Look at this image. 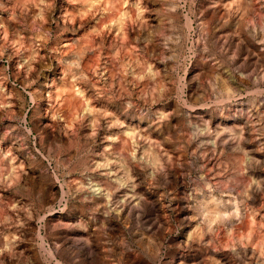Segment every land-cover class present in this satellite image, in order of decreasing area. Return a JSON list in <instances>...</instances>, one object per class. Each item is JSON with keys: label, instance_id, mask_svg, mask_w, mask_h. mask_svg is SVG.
<instances>
[{"label": "rangeland", "instance_id": "rangeland-1", "mask_svg": "<svg viewBox=\"0 0 264 264\" xmlns=\"http://www.w3.org/2000/svg\"><path fill=\"white\" fill-rule=\"evenodd\" d=\"M171 1H0V264H245L248 261L250 264H264V220L255 224L237 222L232 228L220 225V228L228 230L224 231L221 243L215 244L208 238L202 240L197 234L193 236L196 239H193L192 236L189 237V232L196 231V226L190 221L193 214L191 216V212L186 210L189 203L184 199L190 195V191H205L207 182L211 183L210 186L217 185L220 194H226L230 187L239 188L252 182L256 185L255 179L259 178L257 175L264 177V93L257 91L258 84L252 80L243 78L244 83H239L232 77L233 74L241 77L242 68L256 71L255 74L261 76L264 73V63L257 61L254 55L252 58L245 53L234 57L236 41H219L212 38V34L204 36L207 34L202 21L205 0H174V6ZM255 1L258 4L257 13L263 15L264 0ZM62 11L63 21L59 17ZM252 16L256 24L259 17L255 13ZM262 21L264 24V20ZM139 22L142 24L140 27ZM250 25L248 24V29ZM258 28L259 32L264 30V27ZM215 29L213 26L212 33L216 32ZM216 39L218 42H215ZM255 42L260 48H264V39H257ZM195 53L204 56L211 68L207 79H201L203 87L200 84L198 88L193 87L190 81L192 64L197 56ZM158 56L164 57L160 59ZM258 68L263 73H259ZM216 72L227 76L231 83L235 82L238 90L234 98L228 99L222 92ZM210 82L215 83L214 88L209 87ZM39 93L42 95L41 104L37 102ZM173 109H178V113L172 119L168 118L170 125L167 129L156 132L149 127L150 121L161 118V112L170 114ZM229 109L231 112L228 115ZM211 119H214L211 122L213 130L218 126H228L235 131L244 128V141L254 148L259 160L253 167L254 176L247 175L241 164L242 154L235 153L229 147L225 151L213 147L210 139L213 130H206L204 133L202 129ZM174 132L180 136L179 139ZM114 138L118 141H114ZM224 139L227 146L234 142L229 134ZM209 144L211 146L207 147ZM158 148H161V152ZM125 154L128 157L132 155L133 162L142 169V174H131L135 179L131 178L124 167ZM145 156L154 160L155 167L142 159ZM153 167L156 172L159 170L156 179L150 169ZM164 174L175 181L174 186L164 182L161 176ZM111 184L117 189L110 190ZM143 192L151 197L148 199L150 204L129 209V213L117 211L123 197L134 200L137 194ZM94 193L97 194L93 196ZM258 196L259 202L255 209L258 214H262L264 207L260 201L264 200V183ZM93 197L97 201L92 202ZM150 206L155 207L156 211L150 210ZM233 238L235 241H232ZM259 241L263 244L260 245ZM9 258L10 263L7 262Z\"/></svg>", "mask_w": 264, "mask_h": 264}, {"label": "bare ground", "instance_id": "bare-ground-1", "mask_svg": "<svg viewBox=\"0 0 264 264\" xmlns=\"http://www.w3.org/2000/svg\"><path fill=\"white\" fill-rule=\"evenodd\" d=\"M0 1H2V0H0ZM83 1V0H82ZM110 1V0H109ZM116 1V0H115ZM123 1V0H122ZM136 1V0H135ZM192 1V0H191ZM195 1V0H194ZM201 1V0H200ZM77 3H78V1H76ZM131 2V1H130ZM139 2V1H138ZM183 2V1H182ZM197 2V1H196ZM259 2H260V0H259ZM262 2V1H261ZM72 3H74V2H72ZM81 3V2H80ZM105 3H106V1H105ZM128 3V2H127ZM175 1L174 0H172L171 1V5L172 6H174L175 5ZM184 3V2H183ZM101 4V3H100ZM162 4V3H161ZM160 4V5H161ZM164 4V3H163ZM170 4V3H169ZM205 5H204V10L202 11L203 12V14H202V18H203V24H204V26H205V31L207 32V34L205 33V35L204 36H206V35H211L212 34V38H217L219 41L220 40H224L225 42L226 41H236L235 42V45H236V51H235V54H234V57H236L237 55H241V53H245L248 57L249 56H251L252 57V55H254L256 58H257V61H259V62H261V64L262 63H264V48H260L261 46H259L256 42H255V40H257V39H264V30L263 31H261V32H259L260 30H259V28H258V26L259 27H264V24H263V21L262 20H264L263 18V16H264V14L262 15H260L259 14V12L257 13V11H256V9H257V3H256V1L255 0H205V3H204ZM260 4V3H259ZM109 5V4H108ZM136 5V4H135ZM190 5V4H189ZM89 6V5H88ZM172 6H171V8H172ZM180 6V5H179ZM200 6H201V4H200ZM92 7V6H91ZM103 7V6H102ZM154 7V6H153ZM158 7V6H157ZM184 7V6H183ZM190 7V6H189ZM193 7V6H192ZM195 7V6H194ZM260 7V6H259ZM94 8V7H93ZM100 8V7H99ZM104 8H105V6H104ZM116 8V7H115ZM117 8H119V7H117ZM144 8H145V6H144ZM155 8V7H154ZM167 8V7H166ZM170 8V7H169ZM109 9V8H108ZM125 9V8H124ZM127 9V8H126ZM130 9V8H129ZM147 9V8H146ZM145 9V10H146ZM177 9V8H176ZM262 9V8H261ZM94 10V9H93ZM111 10V9H110ZM138 10V9H137ZM162 10H165V8L164 9H162ZM162 10H160V11H162ZM174 10V9H173ZM198 10H200L199 9V7H198ZM90 11V10H89ZM143 11V10H142ZM168 11H170V10H168ZM191 11V10H190ZM83 12H84V10H83ZM91 12H93V11H91ZM99 12V11H98ZM156 12V11H155ZM164 12V11H163ZM173 12V11H172ZM263 11H261V13H262ZM89 13V12H88ZM102 13V12H101ZM120 13V12H119ZM125 13V12H124ZM137 13V12H136ZM147 13V12H146ZM166 13V12H165ZM254 13H255V15H258L257 17H259L258 19H256V20H258L257 21V23L255 24L254 23V21L252 20L253 18V16L252 15H254ZM59 14V13H58ZM127 14H128V11H127ZM187 14V13H186ZM185 14V15H186ZM191 14V13H190ZM63 15H64V12L62 11L61 13H60V18H61V20L63 21ZM83 15V14H82ZM86 15V14H85ZM102 15V14H101ZM100 15V16H101ZM124 15V14H123ZM142 15H144V13L143 14H141V17H142ZM159 15V14H158ZM164 15V14H163ZM193 15H195V13L193 14ZM198 15V14H197ZM196 15V16H197ZM199 15H201V14H199ZM66 16V15H65ZM126 16V15H125ZM128 16V15H127ZM130 16H131V14H130ZM146 16V15H145ZM144 16V17H145ZM252 16V17H251ZM83 17V16H82ZM86 17V16H85ZM97 17V16H96ZM116 17V16H115ZM132 17V16H131ZM139 17V16H138ZM172 17V16H171ZM187 17V19H188V16H186ZM201 17V16H200ZM255 17V16H254ZM69 18V17H68ZM123 18V17H122ZM129 18V17H128ZM196 18V17H195ZM70 19V18H69ZM76 19V18H75ZM74 19V20H75ZM107 19V18H106ZM112 19V18H111ZM131 19V18H130ZM132 19H134V18H132ZM131 19V20H132ZM141 19V18H140ZM151 19V18H150ZM186 19V20H187ZM193 19V18H192ZM98 20V19H97ZM113 20V19H112ZM117 20V19H116ZM142 20V19H141ZM144 20H145V18H144ZM188 20H190V19H188ZM187 20V22H189ZM200 20H201V18H200ZM69 21V20H68ZM115 21V20H114ZM137 21V20H136ZM139 21V20H138ZM137 21V22H138ZM67 22V21H66ZM69 22H71V21H69ZM74 22V21H73ZM75 22H76V20H75ZM111 22V21H110ZM120 22V21H119ZM122 22H123V19H122ZM141 23H143L142 21H140ZM139 22V24H138V26L140 27V25H142L141 23ZM145 22V21H144ZM169 22V21H168ZM85 23V22H84ZM112 24L114 23V22H111ZM118 23V22H117ZM156 23V22H155ZM171 23H172V21H171ZM195 23V22H194ZM198 23V22H197ZM201 23V22H200ZM125 24V23H124ZM131 24V23H130ZM133 24V23H132ZM135 24V23H134ZM149 24V23H148ZM147 24V25H148ZM162 24V23H161ZM248 24H251L250 25V28L248 29L247 27H248ZM94 25V24H93ZM105 25V24H104ZM111 25V24H110ZM102 26V25H101ZM100 26V27H101ZM127 26V25H126ZM129 26V25H128ZM132 26V25H131ZM155 26V25H154ZM213 26L214 27H216V32H213L212 33V29H213ZM99 26H97V28H98ZM103 27H105V26H103ZM122 27V26H121ZM158 27V26H157ZM190 27V26H189ZM203 27V26H202ZM124 28H126L125 26H124ZM134 28V27H133ZM132 28V29H133ZM142 28V27H141ZM144 28V27H143ZM211 28V29H210ZM119 29V28H118ZM123 29V28H122ZM136 29V28H135ZM146 29V28H145ZM190 29H192V28H190ZM200 29V28H199ZM98 30V29H97ZM111 30V29H110ZM114 30V29H113ZM130 30H131V28H130ZM134 30V29H133ZM142 30V29H141ZM153 30V29H152ZM101 31H103V30H101ZM106 31V30H105ZM117 31V30H116ZM139 31V30H138ZM145 31V30H144ZM214 31V30H213ZM110 32V31H109ZM124 32V31H123ZM157 32V31H156ZM199 32H200V30H199ZM122 33V32H121ZM165 33V32H164ZM197 33V32H196ZM99 34V33H98ZM115 34V33H114ZM139 34H141V33H139ZM161 34V33H160ZM195 34V33H194ZM120 35V34H119ZM130 35V34H129ZM146 35V34H145ZM148 35H149V33H148ZM99 36V35H98ZM107 36V35H106ZM111 36V35H110ZM142 36H143V34H142ZM200 36V35H199ZM203 36V35H202ZM114 37V36H113ZM117 37V36H116ZM135 37H136V35H135ZM198 37V36H197ZM115 38V37H114ZM139 38V37H138ZM146 38V37H145ZM206 38V37H205ZM208 38H210V36H208ZM120 39V38H119ZM124 39V38H123ZM131 39H132V37H131ZM135 39V38H134ZM217 39H216V41L215 42H218L217 41ZM109 40H110V38H109ZM117 40V39H116ZM126 40V39H125ZM136 40H137V38H136ZM147 40V39H146ZM98 41V40H97ZM129 41V40H128ZM138 41V40H137ZM194 41V40H193ZM195 41H196V39H195ZM207 41V40H206ZM262 41V40H261ZM123 42V41H122ZM132 42V41H131ZM146 42V41H145ZM225 42H224V44H225ZM258 42V41H257ZM147 43V42H146ZM158 43V42H157ZM195 43H197V42H195ZM194 43V44H195ZM201 43V42H200ZM207 43H209V42H207ZM220 43H222V42H220ZM261 43V42H260ZM264 43V42H263ZM100 44V43H99ZM105 44V43H104ZM203 44V43H202ZM211 44V43H210ZM216 44V43H215ZM234 44V43H233ZM63 45V44H62ZM71 45V44H70ZM94 45H95V42H94ZM122 45V44H121ZM131 45H132V43H131ZM138 45V44H137ZM144 45V44H143ZM159 45V44H158ZM212 45H213V43H212ZM68 46V45H67ZM84 46V45H83ZM90 46V45H89ZM123 46V45H122ZM133 46V45H132ZM131 46V47H132ZM145 46H147V45H145ZM151 46V45H150ZM195 46V45H194ZM201 46V45H200ZM207 46V45H206ZM228 46V45H227ZM86 47V46H85ZM119 47V46H118ZM135 47V46H134ZM220 47H222V46H220ZM219 47V48H220ZM224 47V46H223ZM231 47V46H230ZM233 47H234V45H233ZM150 48V47H149ZM192 48V47H191ZM194 48V47H193ZM227 48H229V47H227ZM95 49V48H94ZM101 49H103V48H101ZM114 49V48H113ZM129 49V48H128ZM137 49H138V46H137ZM136 49V50H137ZM148 49V48H147ZM153 49V48H152ZM161 49H162V47H161ZM160 49V50H161ZM201 49V48H200ZM109 50V49H108ZM111 50V49H110ZM134 50V49H133ZM139 50V49H138ZM145 50V49H144ZM164 50V49H163ZM193 50V49H192ZM222 50V49H221ZM232 50V49H231ZM103 51V50H102ZM121 51H122V49H121ZM195 51V50H194ZM205 51V50H204ZM211 51H212V49H211ZM224 51V50H223ZM108 52V51H107ZM124 52V51H123ZM134 52H135V50H134ZM139 52V51H138ZM150 52V51H149ZM164 52V51H163ZM162 52V53H163ZM202 52V51H201ZM217 52V51H216ZM227 52V51H226ZM102 53V52H101ZM109 54V53H108ZM127 54V53H126ZM132 54H134V53H132ZM131 54V55H132ZM151 54V53H150ZM153 54V53H152ZM161 54V53H160ZM164 54V53H163ZM196 54V53H195ZM199 54V53H198ZM203 54V53H202ZM124 55V54H123ZM128 55V54H127ZM162 55V54H161ZM165 55V54H164ZM197 55V54H196ZM239 55V56H240ZM111 56V55H110ZM129 56V55H128ZM223 56V55H222ZM227 56H228V54H227ZM232 56V55H231ZM84 57H86V56H84ZM117 57V56H116ZM115 57V58H116ZM126 57V56H125ZM135 57H137L136 55H135ZM151 57H153V56H151ZM159 58L160 57H162V56H158ZM164 57V56H163ZM162 57V58H163ZM225 57V56H224ZM246 57V56H245ZM92 58V57H91ZM102 58H103V56H102ZM144 58V57H143ZM194 58V57H193ZM223 58V57H222ZM229 58V57H228ZM238 58V57H237ZM253 58V57H252ZM98 59V58H97ZM117 59V58H116ZM131 59V58H130ZM133 59V58H132ZM135 59V58H134ZM148 59V58H147ZM146 59V60H147ZM158 59V58H157ZM161 59V58H160ZM224 59V58H223ZM248 59V58H247ZM95 60V59H94ZM106 60V59H105ZM178 60V59H177ZM254 60H255V58H254ZM97 61V60H96ZM109 61V60H108ZM110 61H111V59H110ZM113 61V60H112ZM135 61V60H134ZM136 61H137V59H136ZM135 61V62H136ZM214 61V60H213ZM219 61V60H218ZM99 62H100V60H99ZM104 62V61H103ZM106 62V61H105ZM115 62V61H114ZM138 62V61H137ZM141 62V61H140ZM161 62V61H160ZM236 61H234V63H235ZM240 62V61H239ZM246 62V61H245ZM129 64H130V61L128 62ZM128 63H127V65H128ZM144 63V62H143ZM149 63H152V62H149ZM156 63V62H155ZM233 63V64H234ZM98 64V63H97ZM101 64H102V62H101ZM108 64V63H107ZM133 64V63H132ZM167 64V63H166ZM190 64V63H189ZM210 64V63H209ZM231 64V63H230ZM229 64V65H230ZM259 64V63H258ZM95 65V64H94ZM104 65V64H103ZM144 65V64H143ZM146 65V64H145ZM87 66V65H86ZM93 66V65H92ZM99 66V65H98ZM105 66V65H104ZM111 66H113V65H111ZM117 66V65H116ZM219 66V65H218ZM234 66V65H233ZM232 66V67H233ZM94 67V66H93ZM107 67V66H106ZM119 67V66H118ZM136 67V66H135ZM145 67V66H144ZM153 67V66H152ZM155 67V66H154ZM164 67V66H163ZM188 67V66H187ZM192 67H193V69H192V71H191V73H190V76H191V79H190V81H191V84H192V86L193 87H195V86H197V87H195V88H198V86L202 83L201 82V79H202V77H206V79H207V75H209V72H210V70H211V68L209 67V65H208V62L206 61V59L204 58V56H202V55H197L196 56V58H195V60H194V63L192 64ZM235 67V66H234ZM87 68V67H86ZM101 68H103V67H100V69ZM108 68V67H107ZM109 68H110V66H109ZM125 68V67H124ZM127 68V67H126ZM134 68V67H133ZM237 68V67H236ZM235 68V69H236ZM255 68V67H254ZM260 68H263V67H260ZM97 69V68H96ZM220 69V68H219ZM229 69V68H228ZM252 69V68H251ZM259 69V68H258ZM103 71H104V69H102ZM114 71H115V73H116V70L115 69H113ZM127 70H128V68H127ZM152 70V69H151ZM155 70V69H154ZM188 70V69H187ZM230 70V69H229ZM99 71V70H98ZM108 71H109V69H108ZM123 71V70H122ZM145 71H146V69H145ZM213 71V70H212ZM236 71V70H235ZM241 71V77H237V76H235V74H233V78L235 79V81L236 82H239V83H241V81L243 82L244 81V79L243 78H245V79H247V80H252L254 83H257L258 84V92H263L264 93V73L261 71V69H259V73H260V71L263 73V74H261V76L260 75H258V74H255V72L256 71H250L248 68H242V70H240ZM264 71V70H263ZM106 72V71H105ZM112 72V71H111ZM110 72V73H111ZM121 72V71H120ZM132 72V71H131ZM134 72V71H133ZM149 72V71H148ZM153 72V71H152ZM225 73H226V71H224ZM103 73V72H102ZM118 73V72H117ZM143 73H144V71H143ZM146 73V72H145ZM157 73H158V71H157ZM160 73V72H159ZM107 74V73H106ZM141 74V73H140ZM152 74V73H151ZM155 74V73H154ZM185 74V73H184ZM227 74V73H226ZM99 75V74H98ZM102 75V74H101ZM104 75V74H103ZM108 76H109V74H107ZM111 75H113V74H111ZM116 75V74H115ZM118 75H119V73H118ZM127 75V74H126ZM147 75V74H146ZM181 75V74H180ZM232 75V74H231ZM100 76V75H99ZM106 76V75H105ZM117 76V75H116ZM115 76V77H116ZM120 76V75H119ZM141 76H143V75H141ZM150 76V75H149ZM216 79L217 80H219L220 82H221V87L220 88H222L221 90H222V92L223 93H225L226 94V97L228 98V99H231L232 97L234 98L235 96V93H237V90H238V88H237V86H236V84H235V82H234V84L233 83H231L229 80H228V77L227 76H225V75H219V73H217L216 72ZM225 76V77H224ZM230 76V75H229ZM260 76V77H259ZM102 77V76H101ZM112 77V76H111ZM118 77V76H117ZM137 77L138 78H140L139 77V75L137 74ZM136 77V78H137ZM144 77H145V75H144ZM113 78V77H112ZM120 78V77H119ZM106 79V78H105ZM111 79V78H110ZM143 79H145V78H143ZM204 79V78H203ZM118 80H120V79H118ZM131 80V79H130ZM137 80V79H136ZM141 80H142V78H141ZM107 81V80H106ZM105 81V82H106ZM115 81V80H114ZM126 81V80H125ZM132 81H135V80H133L132 79ZM131 81V82H132ZM147 81V80H146ZM183 81H184V79H183ZM205 81V80H204ZM209 81V80H208ZM207 81V82H208ZM118 82V81H117ZM140 82V81H139ZM144 82V81H143ZM217 82V81H216ZM233 82V81H232ZM113 83V82H112ZM121 83H122V81H121ZM174 83V82H173ZM185 83V82H184ZM244 83V82H243ZM111 84V83H110ZM124 84V83H123ZM128 84V83H127ZM186 84V83H185ZM213 84H215V83H211L210 82V84L208 83V85H209V87H213ZM132 85V84H131ZM134 85V84H133ZM143 85H145V84H143ZM183 85V84H182ZM217 85V84H216ZM245 85V84H244ZM251 85V84H250ZM137 86V85H136ZM142 86V85H141ZM162 86V85H161ZM160 86V87H161ZM188 86V85H187ZM190 86V85H189ZM201 86H202V84H201ZM121 87V86H120ZM140 87V86H139ZM164 87V86H163ZM179 87V86H178ZM184 87V86H183ZM200 87V86H199ZM203 87V86H202ZM207 87V86H206ZM255 87V86H254ZM49 88V87H48ZM118 88V87H117ZM142 88V87H141ZM140 88V89H141ZM166 88V87H165ZM164 88V89H165ZM194 88V89H195ZM214 88V87H213ZM145 89V88H144ZM201 89V88H200ZM205 89V88H204ZM246 89H248V88H246ZM125 90V89H124ZM160 90V89H159ZM178 90V89H177ZM176 90V91H177ZM218 90V89H217ZM147 91V90H146ZM145 91V92H146ZM196 91V90H195ZM90 92V91H89ZM103 92V91H102ZM144 92V93H145ZM162 92V91H161ZM166 92V91H165ZM181 92H183V91H181ZM190 92V91H189ZM192 92V91H191ZM197 92V91H196ZM239 92V91H238ZM142 93H143V91H142ZM222 93V94H223ZM34 94H35V92H34ZM162 94V93H161ZM193 94V93H192ZM204 94V93H203ZM211 94V93H210ZM217 94V93H216ZM245 94V93H244ZM254 94V93H253ZM256 94V93H255ZM193 95H195V94H193ZM199 95V94H198ZM208 95V94H207ZM218 95V94H217ZM37 96H39V98H38V100H37V102L39 103V104H41V100H40V98H41V93H39V94H37ZM157 96V95H156ZM192 96V95H191ZM196 96V95H195ZM209 96V95H208ZM207 96V97H208ZM219 96H221V95H219ZM248 96V95H247ZM251 96V95H250ZM253 96V95H252ZM251 96V97H252ZM89 97V96H88ZM164 97V96H163ZM167 97V96H166ZM182 97V96H181ZM188 97V96H187ZM195 98V97H194ZM198 99H199V97H197ZM201 98H202V96H201ZM204 98V97H203ZM217 98V97H216ZM238 98V97H237ZM248 98V97H247ZM63 99V98H62ZM131 99V98H130ZM182 99V98H181ZM187 99V98H186ZM215 99V98H214ZM250 99V98H249ZM252 99V98H251ZM189 100V99H188ZM195 101H196V99H194ZM238 100H240V99H238ZM238 100H236V101H238ZM90 101V100H89ZM187 101V100H186ZM200 101V100H199ZM214 100H212V102H213ZM263 101V100H262ZM82 102V101H81ZM102 102V101H101ZM149 102V101H148ZM178 102H179V100H178ZM193 102V101H192ZM202 102H204V101H202ZM211 102V103H212ZM217 102V101H216ZM228 102V101H227ZM229 102H231V100H229ZM64 103V102H63ZM68 103V102H67ZM186 103V102H185ZM189 103V102H188ZM222 103V102H221ZM232 103V102H231ZM236 103V102H235ZM197 104V103H196ZM205 104V103H204ZM214 104V103H213ZM261 104V103H260ZM136 105V104H135ZM193 105V104H192ZM208 105V104H207ZM228 105V104H227ZM232 105V104H231ZM106 106V105H105ZM132 106V105H131ZM185 107L184 108H186V105H184ZM188 106V105H187ZM190 106V105H189ZM233 106V105H232ZM157 107V106H156ZM177 107V106H176ZM199 107V106H198ZM210 108V107H209ZM230 108V107H229ZM130 109V108H129ZM232 109V108H231ZM103 110V109H102ZM147 110V109H146ZM154 110V109H153ZM192 110V109H191ZM190 110V111H191ZM224 110V109H223ZM101 111V110H100ZM104 111V110H103ZM138 111V110H137ZM183 111V110H182ZM205 111V110H204ZM225 111V110H224ZM235 111H236V109H235ZM241 111V110H240ZM129 112V111H128ZM181 112V111H180ZM184 112V111H183ZM230 109L228 110V115L230 114ZM247 112V111H246ZM249 112V111H248ZM83 113V112H82ZM97 113V112H96ZM109 113V112H108ZM151 113V112H150ZM169 113V112H168ZM178 113V109H173V111H171V113L170 114H167V113H165V112H161V114H160V116H161V118H157L156 120H152V121H150V123L148 124L149 125V127L152 129V130H155L156 132H160V131H162L163 129H167L168 127H169V125H170V121H168V118L169 117H171V119L173 118V117H175L176 116V114ZM223 113V112H222ZM236 113V112H235ZM240 113V112H239ZM98 114H100V113H98ZM103 114H104V112H103ZM137 114V113H136ZM148 114H149V112H148ZM182 114V113H181ZM224 114H226V113H224ZM249 114V113H248ZM175 115V116H174ZM185 115V114H184ZM186 116V115H185ZM189 116V115H188ZM183 117V116H182ZM206 117V116H205ZM244 117V116H243ZM63 118V117H62ZM93 119H95L94 117H92ZM113 118V117H112ZM189 118V117H188ZM248 118V117H247ZM64 119V118H63ZM93 119H92V121H93ZM98 119V118H97ZM97 119H95V120H97ZM106 119H107V117H106ZM116 119V118H115ZM122 119V118H121ZM183 119V118H182ZM215 119V118H214ZM214 119H211V120H209V121H207L206 122V124L203 126V130H204V133H205V131L206 130H211L212 129V126H211V122L212 121H214ZM185 120V119H184ZM194 120V119H193ZM204 120V119H203ZM254 120V119H253ZM182 121V120H181ZM202 121V120H201ZM95 122V121H94ZM94 122H93V124H94ZM108 122V121H107ZM112 122V121H111ZM196 122V121H195ZM98 123V122H97ZM109 123V122H108ZM113 123H114V121H113ZM112 123V124H113ZM115 123H116V121H115ZM145 123V122H144ZM192 123V122H191ZM194 123V122H193ZM213 123V122H212ZM52 124V123H51ZM111 124V125H112ZM235 124V123H234ZM66 125V124H65ZM64 125V126H65ZM121 125V124H120ZM184 125V124H183ZM214 125V124H213ZM220 125V124H219ZM67 126V125H66ZM100 126V125H99ZM107 126V125H106ZM110 126V125H109ZM138 126V125H137ZM136 126V127H137ZM197 126V125H196ZM97 127V126H96ZM96 127H94V128H96ZM101 127V126H100ZM99 127V128H100ZM121 127V126H120ZM129 127V126H128ZM143 127V126H142ZM180 127H181V125H180ZM216 127V126H215ZM51 128V127H50ZM66 128H68L69 129V127H66ZM103 128V127H102ZM196 128V127H195ZM198 129H199V127H197ZM110 129V128H109ZM185 129V128H184ZM194 129V128H193ZM100 130V129H99ZM104 130H106V129H104ZM125 130H127V129H125ZM171 130V129H170ZM213 130V129H212ZM107 131V130H106ZM110 131V130H109ZM129 131V130H128ZM101 132V131H100ZM112 132H114V131H112ZM197 132V131H196ZM209 132V131H208ZM127 133H129L130 134V132H127ZM126 133V134H127ZM135 133H136V131H135ZM172 133V132H171ZM55 134V133H54ZM93 134V133H92ZM96 134V133H95ZM113 134V133H112ZM133 134V133H132ZM131 134V135H132ZM169 134V133H168ZM197 134V133H196ZM195 134V135H196ZM206 134H207V132H206ZM226 134H229V136L231 135V137L233 138L232 140L234 141L231 145H229V146H227V144H226V142L224 141L225 139H224V137L226 136ZM107 135V134H106ZM128 135V134H127ZM137 135V134H136ZM166 135V134H165ZM174 135H175V137L177 138V139H179L180 138V136L179 135H177V133L176 132H174ZM187 135V134H186ZM255 135H257V134H255ZM49 136V135H48ZM57 136V135H56ZM134 136H135V134H134ZM139 136V135H138ZM100 137H102V136H100ZM114 137V136H113ZM113 137H111V138H113ZM135 137H137V136H135ZM142 137V136H141ZM140 137V138H141ZM143 137H146V136H143ZM148 138H149V136H147ZM184 137V136H183ZM182 137V138H183ZM198 137V135L196 136V138ZM59 138V137H58ZM61 138V137H60ZM128 138H129V136H128ZM131 138V137H130ZM153 138H155V137H153ZM204 138V137H203ZM53 139V138H52ZM105 139V138H104ZM131 139H133V135H132V138ZM130 139V141H132ZM137 139H139L138 137H137ZM137 139H134V140H136L137 141ZM143 139V138H142ZM141 139V140H142ZM146 138H144V140H145ZM206 140L208 139V138H205ZM210 139H211V141H212V145H213V147H215L216 149H218V148H220L221 150H224L226 147H227V149H228V147L230 148V149H232L233 151H235V153L237 152V153H240V154H242L243 155V157L241 158V164L244 166V168H245V170H246V173H247V175L249 176V177H252V176H254L253 174V167H254V164H255V162H257V158H256V156H255V152H254V148H252V147H249L248 145H247V143L244 141V128H242V130H238V131H235V130H233L232 128H229L228 126H224V127H220V126H218V128H216V129H214L213 130V132L211 133V136H210ZM252 139H253V137H252ZM56 140V139H55ZM113 140V139H112ZM122 140H123V138H122ZM121 140V141H122ZM143 140V141H144ZM149 140V139H148ZM182 140V139H181ZM202 140V139H201ZM248 140V139H247ZM107 141V140H106ZM114 141H118V139H115L114 138ZM142 141V142H143ZM151 141V140H150ZM154 141H155V139H154ZM156 141H158L159 142V140H157L156 139ZM184 141V140H183ZM182 141V142H183ZM189 141V140H188ZM195 141V140H194ZM197 141H200V140H198L197 139ZM250 141H252V140H250ZM104 142V141H103ZM120 142V141H119ZM157 142V143H158ZM206 142V141H205ZM210 142V141H209ZM253 142V141H252ZM138 143H140V142H138ZM144 143V142H143ZM156 143V144H157ZM185 143V142H184ZM207 143V142H206ZM103 144V143H102ZM192 145H193V143H191ZM230 144V143H229ZM257 144V143H256ZM3 145V144H2ZM106 145V144H105ZM143 145V144H142ZM150 145V144H149ZM158 145V144H157ZM185 145V144H184ZM199 145V144H198ZM252 145V144H251ZM137 146H140V145H136V147ZM152 146V145H151ZM201 146V145H200ZM205 146V145H204ZM208 146H211V144H209V145H207V147ZM261 146V145H260ZM114 147V146H113ZM133 147V146H132ZM153 147V146H152ZM160 147V146H159ZM186 147H188V145H186ZM115 148V147H114ZM182 148V147H181ZM190 148H191V146H190ZM193 148V147H192ZM198 148V147H197ZM9 149V148H8ZM104 149V148H103ZM109 149V148H108ZM136 149V148H135ZM138 149V148H137ZM136 149V151H138ZM159 149V148H158ZM161 149V148H160ZM159 149V150H160ZM188 149V148H187ZM152 150V149H151ZM172 150V149H171ZM130 151V150H129ZM132 151V150H131ZM147 151V150H146ZM155 151V150H154ZM195 151V150H194ZM199 151H200V149H199ZM215 151V150H214ZM225 151V150H224ZM141 152V151H140ZM160 152H161V150H160ZM166 152V151H165ZM216 152V151H215ZM223 152V151H222ZM114 153V152H113ZM138 153V152H137ZM156 153V152H155ZM167 153V152H166ZM211 153V152H210ZM254 153V154H253ZM10 154V153H9ZM144 154V153H143ZM191 154V153H190ZM193 154H195V153H193ZM223 154V153H222ZM18 155V154H17ZM133 155H135V153L133 154ZM166 155H168V154H166ZM187 155V154H186ZM196 155V154H195ZM194 155V156H195ZM11 156H13L12 154H11ZM102 156H104V155H102ZM111 156V155H110ZM112 156H114V155H112ZM125 156H126V160L124 161V164H125V166L124 167H126V169H127V173L130 175V176H132L131 174H133V175H137L138 174V172H140V174H142V169H141V167H139L136 163H134L133 162V158H131L132 157V155H131V157H128V155L127 154H125ZM155 156V155H154ZM230 156V155H229ZM233 156H234V154H233ZM105 157V156H104ZM116 157V156H115ZM114 157V158H115ZM139 157V156H138ZM167 157V156H166ZM124 158V157H123ZM147 158V159H146ZM150 158V157H149ZM148 157H146L145 156V158H142L145 162H147V164L148 165H150V166H154L155 167V162H153L154 160H152V159H149ZM169 158V157H168ZM172 158V157H171ZM185 158V157H184ZM204 158V157H203ZM221 158H222V156H221ZM232 158V157H231ZM236 158V157H235ZM105 159H108V158H105ZM135 159V158H134ZM136 159H137V157H136ZM135 159V160H136ZM161 159V158H160ZM205 159V158H204ZM217 159H219V158H217ZM11 160V159H10ZM9 160V161H10ZM98 160V159H97ZM108 160H110V159H108ZM114 160V159H113ZM142 160V161H143ZM224 160V159H223ZM16 161V160H15ZM93 161V160H92ZM156 161V160H155ZM173 161H175V160H173ZM182 161V160H181ZM204 161V160H203ZM12 162V161H11ZM94 162V161H93ZM101 162V161H100ZM107 162V161H106ZM121 162V161H120ZM166 162V161H165ZM214 162V161H213ZM235 162V161H234ZM258 162H259V160H258ZM7 163V162H6ZM112 163V162H111ZM116 163H118V162H116ZM157 163V162H156ZM196 163H197V161H196ZM109 164V163H108ZM115 164V163H114ZM142 164V163H141ZM163 164V163H162ZM178 164H179V162H178ZM198 164V163H197ZM196 164V165H197ZM204 164H206V163H204ZM232 164V163H231ZM230 164V165H231ZM8 165V164H7ZM106 165V164H105ZM104 165V166H105ZM161 164H159V166H160ZM170 165V164H169ZM222 165V164H221ZM233 165V164H232ZM231 165V166H232ZM114 166H116V164L114 165ZM113 166V167H114ZM120 166V165H119ZM186 166V165H185ZM195 166V165H194ZM199 166V165H198ZM203 166V165H202ZM207 166V165H206ZM228 166V165H227ZM100 167V166H99ZM154 167L153 168H150L151 170H153V172H154V175H153V177L155 178L156 177V175L157 174H159L158 172H159V170H158V172H156V169H154ZM169 167V166H168ZM173 167V166H172ZM178 167V166H177ZM184 167V166H183ZM101 168H103V167H101ZM171 168V167H170ZM179 168V167H178ZM203 168V167H202ZM213 168V167H212ZM219 168V170H220V167H218ZM112 169V168H111ZM117 169V168H116ZM144 169V168H143ZM158 169V168H157ZM205 169V168H204ZM211 169V168H210ZM44 170V169H43ZM165 170V169H164ZM175 170V169H174ZM196 170V169H195ZM228 170H229V168H228ZM16 171V170H15ZM103 171V170H102ZM120 171V170H119ZM17 172V171H16ZM31 172V171H30ZM115 172H116V170H115ZM166 172H167V170H166ZM177 172V171H176ZM181 172H183V171H181ZM196 172V171H195ZM201 172H202V170H201ZM211 172V171H210ZM15 173V172H14ZM94 173V172H93ZM117 173H118V170H117ZM126 173V174H127ZM157 173V174H156ZM231 173V172H230ZM13 174V173H12ZM11 174V175H12ZM103 174H105V173H103ZM119 174V173H118ZM117 174V175H118ZM121 174V173H120ZM205 174H207V173H205ZM125 175V174H124ZM181 175V174H180ZM226 175V174H225ZM35 176V175H34ZM158 176V175H157ZM161 176H163V178H164V182L165 183H167L168 185H170V186H174V182L175 181H172V180H170L169 178H168V176H167V174H164V175H161ZM183 176V175H182ZM181 176V177H182ZM205 176V175H204ZM259 178H257V179H255V182H256V185L252 182V183H249L251 180H249V185H245V186H241V187H239V188H234V187H230V188H228L227 190H226V194L224 193H219V191H218V188L216 187L217 185H214V186H210V182H207L208 184H207V187H206V190L205 191H194V192H191L190 191V195L189 196H186V197H184V199H185V201L186 202H188L189 204H188V209H186V210H188V211H190L191 212V216H192V214H193V217H191L190 215H189V217H191V218H193L192 220L190 219V221H191V223L193 222V223H195V225H194V227L196 228V231L194 230V232L193 233H190L189 232V237L191 238V236L193 237L195 234H197V235H199V237L202 239V240H205V239H210V240H212V241H214L215 242V244L216 243H221V240L220 239H222V237L224 236V231L225 232H228V230H226L225 228L224 229H222V227L220 228L219 226L221 225H223L224 227H227V228H232L233 227V225L235 224V223H237V222H239L240 224H244V223H247V224H255L257 221L259 222V221H263L264 220V213H262V214H258V210L257 209H255L257 206H256V204L259 202V200H258V194L260 193V191H261V186H262V184L264 183V177L262 176V175H257ZM125 177H126V175H125ZM216 177H217V174H216ZM215 177V178H216ZM226 177V176H225ZM126 178H129V177H126ZM132 179L134 178L133 176L131 177ZM139 178V177H138ZM183 178V177H182ZM200 178V177H199ZM7 179V178H6ZM6 179H5V181H6ZM135 179V178H134ZM156 179V178H155ZM154 179V180H155ZM159 179V178H158ZM180 179V178H179ZM214 179V178H213ZM239 179V178H238ZM251 179V178H250ZM253 179V178H252ZM128 180V179H127ZM174 180V179H173ZM93 181V180H92ZM99 181V180H98ZM144 181V180H143ZM25 182V181H24ZM82 182V181H81ZM100 182V181H99ZM125 182V181H124ZM204 182V181H203ZM203 182H202V184H203ZM12 183V182H11ZM15 183V182H14ZM96 183V182H95ZM135 183V182H134ZM186 183V182H185ZM201 183V182H200ZM5 184H7L6 182H5ZM76 184V183H75ZM82 184V183H81ZM154 184V183H153ZM187 184V183H186ZM83 185V184H82ZM91 185H93V184H91ZM200 185V184H199ZM205 185V184H204ZM48 186V185H47ZM46 186V187H47ZM76 186V185H75ZM77 186H78V184H77ZM84 186V185H83ZM100 186V185H99ZM139 186V185H138ZM141 186V185H140ZM143 186V185H142ZM202 186V185H201ZM209 186H210V188H209ZM238 186V185H237ZM240 186V185H239ZM13 187V186H12ZM87 187V186H86ZM90 187V186H89ZM92 187V186H91ZM119 187H121V186H119ZM132 187V186H131ZM158 187V186H157ZM160 187V186H159ZM175 187H176V185H175ZM204 187V186H203ZM8 188H10V186L8 187ZM79 188H81V187H79ZM95 188V187H94ZM109 188H110V190H115V189H117V187L115 188L114 186H113V184H111V185H109ZM123 188V187H122ZM179 188V187H178ZM97 189V188H96ZM100 189V188H99ZM120 189V188H119ZM175 189V188H174ZM205 189V188H204ZM21 190V189H20ZM48 190V189H47ZM51 190V189H50ZM168 190V189H167ZM178 191H179V189H177ZM187 190V189H186ZM10 191V190H9ZM88 191V190H87ZM100 191V190H99ZM158 191V190H157ZM173 191V190H172ZM184 191V190H183ZM4 192V191H3ZM21 192V191H20ZM29 192V191H28ZM45 192V191H44ZM80 192V191H79ZM103 192V191H102ZM106 192V191H105ZM115 192V191H114ZM152 192H153V190H152ZM160 192V191H159ZM171 192V191H170ZM38 193H39V191H38ZM81 193V192H80ZM99 193V192H98ZM111 193V192H110ZM109 193V194H110ZM118 193V192H117ZM147 193H148V191H147ZM165 193V192H164ZM263 193V192H262ZM16 194V193H15ZM77 194V193H76ZM95 194H97V193H94L93 194V196L95 195ZM115 194V193H114ZM130 194V193H129ZM128 194V195H129ZM134 194H135V192H134ZM173 194V193H172ZM186 194V193H185ZM1 195V194H0ZM39 195V194H38ZM41 195V194H40ZM81 195V194H80ZM88 195V194H87ZM110 195H112V194H110ZM127 195V196H128ZM166 195V194H165ZM261 195H263V194H261ZM104 196V195H103ZM102 196V197H103ZM208 196H210L209 198H208ZM40 197H42V195L40 196ZM118 197V196H117ZM117 197H114V198H117ZM161 197V196H160ZM262 197V196H261ZM84 198V197H83ZM97 198V197H96ZM108 198V197H107ZM149 198H151L149 195H147L146 193H139V194H137L136 196H135V199L134 200H132V199H130V198H128V197H123L122 198V202H121V204H119V206H120V209L119 210H117L118 212L119 211H121V212H127V213H129V209H132V208H139V206H142L143 207V205H148V204H150V202L148 201V199ZM168 198V197H167ZM79 199V198H78ZM87 199V198H86ZM164 199V198H163ZM173 199V198H172ZM262 199V198H261ZM80 200V199H79ZM113 199H111V201H112ZM117 200V199H116ZM116 200H114V201H116ZM179 200H181V199H179ZM208 200H210V201H208ZM263 200V199H262ZM94 201H97L96 199H95V197H93L92 198V202H94ZM118 201V200H117ZM121 201V200H120ZM119 201V202H120ZM177 201V200H176ZM84 202V201H83ZM87 202V201H86ZM159 202V201H158ZM262 204V207H264V200L263 201H260ZM81 203V202H80ZM102 203V202H101ZM116 203H118V202H116ZM181 203V202H180ZM96 204V203H95ZM99 204V203H98ZM111 204V203H110ZM113 204H114V202H113ZM156 204V203H155ZM106 205H107V203H106ZM115 205V204H114ZM154 205V204H153ZM170 205H172V204H170ZM82 206H83V204H82ZM99 206V205H98ZM111 206V205H110ZM113 206V205H112ZM111 206V207H112ZM166 206V205H165ZM169 206V205H168ZM167 206V207H168ZM187 206V205H186ZM95 207V206H94ZM99 207H101V206H99ZM110 207V208H111ZM118 207V206H117ZM116 207V208H117ZM164 207V206H163ZM176 207V206H175ZM12 208V207H11ZM119 208V207H118ZM150 210H154V211H156L155 209V207H153V206H150V207H148ZM160 208V207H159ZM165 209V208H164ZM170 209V208H169ZM12 210V209H11ZM16 210V209H15ZM64 210V209H63ZM67 210V209H66ZM93 210V209H92ZM17 211V210H16ZM50 211V210H49ZM112 211V210H111ZM133 211H134V209H133ZM140 211V210H139ZM160 213H162L161 212V210L159 211ZM173 212V211H172ZM178 212V211H177ZM90 213V212H89ZM96 213V212H95ZM98 213V212H97ZM145 213H146V211H145ZM157 213H158V211H157ZM166 213V212H165ZM137 214H138V212H137ZM175 214V213H174ZM49 215V214H48ZM55 215V214H54ZM73 215V214H72ZM100 215V214H99ZM113 215V214H112ZM142 215V214H141ZM184 215H185V213H184ZM125 216V215H124ZM137 216V215H136ZM99 217V216H98ZM112 217V216H111ZM148 217V216H147ZM160 217V216H159ZM167 217V216H166ZM179 217V216H178ZM136 218V217H135ZM143 218H146V217H143ZM53 219V218H52ZM58 219V218H57ZM77 220V219H76ZM82 220V219H81ZM122 220V219H121ZM131 220V219H130ZM137 220H138V216H137ZM140 220V219H139ZM160 220V219H159ZM120 221V220H119ZM150 221V220H149ZM1 222V221H0ZM26 222V221H25ZM67 222V221H66ZM78 222V221H77ZM134 222V221H133ZM165 222V221H164ZM69 223V222H68ZM72 223V222H71ZM262 223H264V222H262ZM8 224V223H7ZM160 224V223H159ZM163 224V223H162ZM182 224V223H181ZM9 225V224H8ZM73 225V224H72ZM77 225V224H76ZM115 225V224H114ZM158 225V224H157ZM191 225V224H190ZM262 225V224H261ZM264 225V224H263ZM155 227H157V226H155ZM193 227V228H194ZM252 227H254V226H251V228ZM256 227V226H255ZM258 227V226H257ZM256 227V228H257ZM80 228V227H79ZM154 228V227H153ZM261 228V227H260ZM85 229V228H84ZM262 229H264V227L262 228ZM192 230V229H191ZM258 230V229H257ZM259 230H261V229H259ZM258 230V231H259ZM14 231V230H13ZM156 231V230H155ZM256 231V230H255ZM262 231V230H261ZM15 232V231H14ZM19 232V231H18ZM188 232V231H187ZM234 232H235V229H234ZM250 232V231H249ZM77 233V232H76ZM185 233H186V230H185ZM185 233H184V235H185ZM232 233V232H231ZM238 233V232H237ZM245 233V232H244ZM250 233H253V232H250ZM65 234V233H64ZM73 234V233H72ZM85 234V233H84ZM137 234V233H136ZM187 234V233H186ZM248 234V233H247ZM261 234V233H260ZM262 234H264V233H262ZM145 235V234H144ZM238 235V234H237ZM241 235V234H240ZM258 235V234H257ZM16 236V235H15ZM14 236V237H15ZM81 236V235H80ZM188 236V235H187ZM262 236H264V235H262ZM262 236H261V238H262ZM17 237V236H16ZM177 237V236H176ZM196 237V236H195ZM229 237V236H228ZM233 237V236H232ZM252 237V236H251ZM258 237V236H257ZM260 237V236H259ZM241 238V237H240ZM72 239V238H71ZM185 239V238H184ZM193 239H196V238H194L193 237ZM229 239V238H228ZM230 239H231V237H230ZM235 238H233L232 239V241H235L234 240ZM255 239V238H254ZM264 239V238H263ZM189 240V239H188ZM187 240V241H188ZM198 240V239H197ZM237 240H238V236H237ZM74 241V240H73ZM80 241V240H79ZM193 241V240H192ZM227 241H229V240H227ZM243 241V240H242ZM91 242V241H90ZM205 242V241H204ZM240 242V241H239ZM249 242V241H248ZM263 242H264V240H263ZM68 243V242H67ZM72 243V242H71ZM241 243V242H240ZM250 243V242H249ZM251 243H253V242H251ZM259 243H260V245L261 244H263L262 243V241L260 242L259 241ZM78 244V243H77ZM84 244V243H83ZM187 244H189V242L187 243ZM186 244V245H187ZM193 244V243H192ZM201 244H202V241H201ZM210 244V243H209ZM225 244V243H224ZM229 244V243H228ZM232 244H233V242H232ZM18 245V244H17ZM93 245V244H92ZM204 245V244H203ZM219 245V244H218ZM244 245H246V244H244ZM210 246V245H209ZM247 246V245H246ZM4 247V246H3ZM149 247H150V245H149ZM219 247V246H218ZM239 247H240V245H239ZM70 248V247H69ZM148 248V247H147ZM151 248V247H150ZM200 248V247H199ZM235 248V247H234ZM245 248H247V247H245ZM21 249V248H20ZM149 249V248H148ZM219 249V248H218ZM240 249V248H239ZM255 249V248H254ZM259 249V248H258ZM257 249V250H258ZM68 250V249H67ZM158 250V249H157ZM207 250V249H206ZM216 250V249H215ZM241 250H243L242 248H241ZM240 250V251H241ZM245 250V249H244ZM236 251V250H235ZM239 251V250H238ZM254 251H256V250H254ZM253 251V252H254ZM13 252V251H12ZM89 252V251H88ZM207 252V251H206ZM230 253H231V251H229ZM242 252V251H241ZM19 253V252H18ZM17 253V254H18ZM55 253V252H54ZM82 253V252H81ZM202 253V252H201ZM244 253H246V252H244ZM244 253H242V254H244ZM247 253H248V251H247ZM251 253V252H250ZM249 253V254H250ZM260 253H262V251L260 252ZM56 254V253H55ZM54 254V255H55ZM70 254V253H69ZM248 254V255H249ZM205 255V254H204ZM247 255V256H248ZM251 255V254H250ZM64 256V255H63ZM90 256V255H89ZM194 256V255H193ZM224 256V255H223ZM244 256V255H243ZM9 257V256H8ZM203 257V256H202ZM233 257H234V255H233ZM232 257V258H233ZM236 257V256H235ZM15 258V257H14ZM20 258V257H19ZM18 258V259H19ZM29 258V257H28ZM222 258V257H221ZM250 258V257H249ZM21 259V258H20ZM68 259H70V258H68ZM90 259V258H89ZM235 259V258H234ZM61 260V259H60ZM63 260V259H62ZM65 260V259H64ZM222 260H223V258H222ZM221 260V261H222ZM241 260V259H240ZM239 260V261H240ZM250 260V259H249ZM21 261H22V259H21ZM89 261V260H88ZM187 261H189V260H187ZM207 261V260H206ZM225 261V260H224ZM229 261H230V259H229ZM243 261H245L244 259H243ZM242 261V262H243ZM7 262H9L10 263V258L7 260ZM17 262V261H16ZM19 262V261H18ZM68 262V261H67ZM168 262V261H167ZM199 262V261H198ZM226 262V261H225ZM241 262V261H240ZM249 262V261H248ZM247 262V263H248ZM74 263V262H73ZM139 263V262H138ZM145 263V262H144ZM171 263V262H170ZM196 263V262H195ZM247 263H245V264H247ZM252 263V262H251ZM263 263V262H262ZM75 264V263H74ZM78 264V263H77ZM216 264V263H215ZM230 264V263H229ZM248 264H250V262L248 263Z\"/></svg>", "mask_w": 264, "mask_h": 264}]
</instances>
